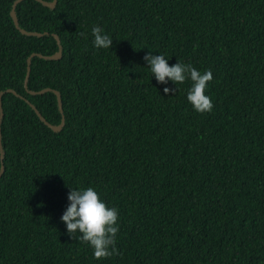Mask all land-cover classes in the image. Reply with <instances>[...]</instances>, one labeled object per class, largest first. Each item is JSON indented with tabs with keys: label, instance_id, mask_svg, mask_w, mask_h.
Segmentation results:
<instances>
[{
	"label": "trees",
	"instance_id": "16d2710c",
	"mask_svg": "<svg viewBox=\"0 0 264 264\" xmlns=\"http://www.w3.org/2000/svg\"><path fill=\"white\" fill-rule=\"evenodd\" d=\"M0 0V264H264V0ZM52 1V0H46ZM98 26L112 48L93 46ZM62 93L66 124L54 92ZM210 70V112L191 81L157 83L144 56ZM168 87L173 91L165 94ZM2 166L0 154V170ZM119 213L97 260L60 217L70 188Z\"/></svg>",
	"mask_w": 264,
	"mask_h": 264
},
{
	"label": "clouds",
	"instance_id": "9594fccd",
	"mask_svg": "<svg viewBox=\"0 0 264 264\" xmlns=\"http://www.w3.org/2000/svg\"><path fill=\"white\" fill-rule=\"evenodd\" d=\"M91 33L95 48H112L113 39L110 34L98 26H93ZM144 60L152 77L154 76L159 84L167 85L171 81L177 85L191 81L187 101L194 111L205 113L212 110L211 98L205 94L208 82L213 78L210 70L200 72L191 64H183L179 61L170 66L169 58L165 55H153L151 52L144 56ZM163 91L167 94L173 90L164 87ZM67 200L69 203L60 219L66 226L68 235L70 237L75 235L76 239L87 243L97 260L113 255L116 252V234L119 232L118 210L106 206L93 187L70 188Z\"/></svg>",
	"mask_w": 264,
	"mask_h": 264
},
{
	"label": "water",
	"instance_id": "95a60500",
	"mask_svg": "<svg viewBox=\"0 0 264 264\" xmlns=\"http://www.w3.org/2000/svg\"><path fill=\"white\" fill-rule=\"evenodd\" d=\"M24 0H16L13 4L12 7V11H11V15L12 18L14 20V23L16 25V27L24 34L28 35V36H37V37H43L45 35H49V32H45V33H41V32H34V31H28L24 28L21 27L20 25V21H19V17H18V13L16 11L18 5L20 3H22ZM38 2L44 4L47 7H50L52 9L56 8L57 4H58V0H52V1H46V0H37ZM53 36L56 38L58 45H59V50L53 54V55H44L41 53H33L29 58H28V71H27V76H26V80H25V87L26 89L29 91L30 94L32 95H36V94H45L47 92H54L57 96V101H58V106L59 109L62 113V121L60 124H52L51 122H49L46 117L41 113V111L38 109V107L32 103L30 100L26 99V101L30 104V106L35 110V112L37 113V115L40 117V119L47 125L49 126L51 129H53L55 132H59L61 131L65 124H66V116L64 113V104H63V98H62V93L57 90V89H53V88H45L39 91H35V90H30L29 89V81H30V76H31V71H32V61L33 58L38 56L47 60H58L61 59L63 57V45H62V41L61 38L58 34L54 33ZM6 93H13L17 96L22 97L20 94L17 93L16 90L14 89H8L6 91H2L0 93V154H1V161H2V166H1V170H0V178L3 176L4 172H5V165H4V160H5V155H6V151L3 145V131H2V123H3V118H4V108H3V96Z\"/></svg>",
	"mask_w": 264,
	"mask_h": 264
}]
</instances>
